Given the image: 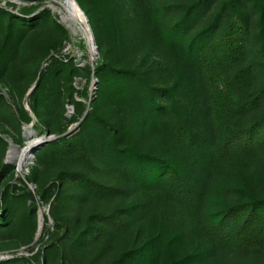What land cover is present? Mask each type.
<instances>
[{"label":"rangeland","instance_id":"374dc122","mask_svg":"<svg viewBox=\"0 0 264 264\" xmlns=\"http://www.w3.org/2000/svg\"><path fill=\"white\" fill-rule=\"evenodd\" d=\"M192 1L113 0V15H105L100 11L92 13L97 42L102 47L99 49L88 19L84 26L74 19H62L60 12L65 13L61 4L63 0H0L1 9L19 16L32 17L42 10H48L51 18L66 30V36L47 25L28 30L18 43L14 62L8 63L7 74L0 78V208L5 205L8 208L6 222L0 223V260L17 259L15 263H22L20 259L26 258L24 262L27 264H41L48 247L57 244L62 248L64 244L68 246L72 242L65 235L69 227L78 231L83 228V218L92 211L93 206L75 197L80 186L64 175L65 171L83 170L109 184L118 183L119 180L125 182L129 185L127 202L146 203L148 210L138 224L110 231L101 256L97 253L103 239L88 248L78 247L72 253L69 252L62 258L64 264H101L112 251L129 246L138 236L140 228L142 231L146 227L153 228L159 208L173 200L174 195L168 193L166 186H143L121 171L104 170L101 159H110L114 155V139L119 146L128 144L163 157H168L171 148L164 144L168 138L167 128L163 125L158 128L150 126L143 132L138 131L136 139L131 138L125 111L129 106L138 112L140 107L136 108V103L137 100L142 101V97L134 88L120 97L111 95L109 90L100 97L97 67L103 63L116 68H139L155 93L159 88L172 84L175 79H180L185 85L182 92L179 89V94L184 96L191 109L182 115L195 134L198 150L195 148L180 163L185 166V174L195 197L191 199L178 192L175 194L183 209L179 219L187 223L180 232L181 223L171 227L168 225L166 237L179 233L181 236L176 239L178 243L175 242L177 249L181 252H196V261L190 260L188 263L233 264L264 260V251L246 255L235 246L220 247L213 237L198 226L207 227L204 217L203 221L200 218L222 206L216 186V181L222 176L220 168L213 161L208 172L202 171V167L207 166L205 155L214 146L216 136L210 132L206 108L199 102L200 79L196 61L185 51L191 35L208 13L195 15L180 33V39L170 41L162 36L165 30L178 23L185 6ZM242 1L248 24L246 56L263 64L255 80L256 85L264 86V45L258 9L253 0ZM99 13L104 16V25ZM3 24L0 21V47L4 39ZM49 41H55L56 47L48 53H37L34 49L36 45ZM106 44L110 46V51L105 47ZM53 58L72 60L79 69L71 83L75 89L74 98L83 103V109L77 114L75 105L67 98L69 81L59 75L54 78L55 82L45 78L40 91L60 88L57 107L49 110L53 124L59 127L66 123L61 133L48 134L44 125L31 115L26 106L30 109V92L42 79V74L50 73ZM84 68L91 71L88 77L83 76ZM23 109L32 117L29 122L23 120ZM61 112L63 117L58 119ZM83 122L86 123L83 125L84 133H91L98 145V149L89 151L94 157L93 165H87L71 154L62 156L43 152L44 147L58 142L61 136L82 142L80 126ZM40 137L44 142L34 152L30 163L18 169L23 148L32 145ZM11 147H15V153L11 154ZM256 156L258 160L264 159V148ZM57 192L61 193L59 199L56 197ZM3 215V211H0V218ZM190 217H194L196 223ZM158 263H163L162 259Z\"/></svg>","mask_w":264,"mask_h":264},{"label":"trees","instance_id":"16d2710c","mask_svg":"<svg viewBox=\"0 0 264 264\" xmlns=\"http://www.w3.org/2000/svg\"><path fill=\"white\" fill-rule=\"evenodd\" d=\"M76 2L86 14L94 32L97 48L101 49L97 42L92 13L100 11L105 15H113V0ZM253 4L258 9V23L264 45V0H253ZM206 12L208 14L191 35L185 51L196 61L200 79L199 102L205 106L209 130L216 136L214 146L205 155L207 166H203L202 171L208 172L213 161L214 165L217 164L220 168L222 176L216 181V186L222 206L200 218L202 220L204 217L207 227L198 226L213 237L220 247L235 246L244 254L252 255L264 251V159L258 160L256 156L258 151L264 148V86L256 85L255 80L263 64L246 56L248 24L243 1L194 0L185 6L178 23L165 30L162 36L170 41L180 39V33L187 28L191 19ZM101 13L99 19L104 25V16ZM0 21L4 23V39L0 47V78L7 74L8 63L14 62L18 43L28 30L47 25L66 36V30L51 18L48 10L26 17L0 8ZM55 47V41H49L36 45L34 49L37 53L44 54ZM105 47L111 50L108 44ZM82 70L83 76L90 75V69ZM78 72L79 69L72 60L53 58L50 73L42 74V79L37 81L30 92V113L44 125L48 134L61 133L66 123L55 127L49 113L50 109L57 107L60 88L53 87L42 92L40 86L45 78L55 82L53 80L56 75L69 81L67 98L75 105L79 114L83 103L74 98L75 89L71 83ZM143 74L139 68H116L108 63L100 64L97 67L100 97L108 90L111 95L118 97L132 88L137 90L142 97V101L137 100L136 103V108L140 109L135 112L128 106L125 111L129 129L127 130L131 138L136 139L138 131L143 132L150 126L158 128L163 125L167 128L168 138V142L165 139L164 144L171 148V153L168 157H163L132 145L119 146L114 139V155L110 159H101L104 170L121 171L129 179L143 186L156 188L163 185L172 196L178 192L194 199L195 194L188 183L185 166L180 163L195 148L198 150L195 134L187 126L186 118L182 115L191 109L184 96L179 94V89L182 92L185 85L180 79H175L172 84L159 88L155 93ZM22 112L23 120L29 122L31 115L24 109ZM62 117L61 112L58 119ZM84 124L86 123L83 122L80 126L82 142L61 136L58 142L44 147L43 152L59 153L62 156L71 154L87 165H93L94 157L89 151L98 149V145L95 144L91 133H84ZM64 175L79 184L80 189L75 197L80 202L91 203L93 209L84 216L81 230L69 227L65 235L67 239H72V242L68 243V246L64 244L62 248L57 244L48 247L41 264H64L62 258L69 252L72 253L78 247L88 248L103 239L97 253L101 256L108 241L106 236L110 231L138 224L148 210L146 203L127 202L129 185L125 182H101L83 170L71 169L65 171ZM174 196L173 200L159 208L153 228L146 227L143 228L144 231L140 228L138 236L129 246L112 251L101 264H196L188 263L190 260L196 261V252H181L177 249L175 242L181 236L179 233L170 237L165 235L168 225L171 227L181 223L179 226L182 227L178 231L180 232L182 228L185 229L187 223L179 219L183 209ZM56 197L59 199L61 193L57 192ZM0 211L4 214L0 218L2 224L6 222L7 205L2 206ZM189 219L196 223L194 217ZM160 259L163 263H158ZM20 260L22 263H15L17 259L0 260V264H27L24 262L26 258ZM233 264H264V260Z\"/></svg>","mask_w":264,"mask_h":264},{"label":"bare ground","instance_id":"6f19581e","mask_svg":"<svg viewBox=\"0 0 264 264\" xmlns=\"http://www.w3.org/2000/svg\"><path fill=\"white\" fill-rule=\"evenodd\" d=\"M61 4H63V7L65 9L64 14L60 12L62 15V19L64 21H68L69 19H74L75 21L76 20L79 21V23H81L82 26L86 24L87 18L85 14L83 13V11L78 6L76 0H63ZM85 33L87 34V31H85ZM43 142L44 140L40 137L36 139L32 145L30 146L27 145L26 147L23 148L22 153L19 156V160L17 164L18 169H22L25 165L30 163V160L33 158L35 150ZM15 150H16L15 147H11V150H10L11 154L15 153L16 152ZM9 158H11V156Z\"/></svg>","mask_w":264,"mask_h":264},{"label":"water","instance_id":"95a60500","mask_svg":"<svg viewBox=\"0 0 264 264\" xmlns=\"http://www.w3.org/2000/svg\"><path fill=\"white\" fill-rule=\"evenodd\" d=\"M32 89V88H31ZM26 109L30 111L29 107L26 106Z\"/></svg>","mask_w":264,"mask_h":264}]
</instances>
